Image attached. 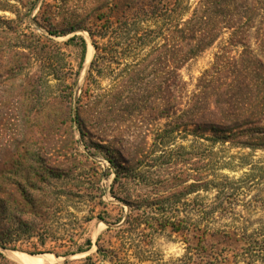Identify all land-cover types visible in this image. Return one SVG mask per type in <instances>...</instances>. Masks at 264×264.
Here are the masks:
<instances>
[{"label":"rangeland","instance_id":"obj_1","mask_svg":"<svg viewBox=\"0 0 264 264\" xmlns=\"http://www.w3.org/2000/svg\"><path fill=\"white\" fill-rule=\"evenodd\" d=\"M0 238L264 264V0H0Z\"/></svg>","mask_w":264,"mask_h":264},{"label":"bare ground","instance_id":"obj_2","mask_svg":"<svg viewBox=\"0 0 264 264\" xmlns=\"http://www.w3.org/2000/svg\"><path fill=\"white\" fill-rule=\"evenodd\" d=\"M91 52H92V49L90 48L88 51L87 61L91 58ZM12 253H13V256L18 261H20L22 264H55L61 260V258L56 257L54 254L30 255V254H26V253L19 252V251L12 252Z\"/></svg>","mask_w":264,"mask_h":264},{"label":"trees","instance_id":"obj_3","mask_svg":"<svg viewBox=\"0 0 264 264\" xmlns=\"http://www.w3.org/2000/svg\"><path fill=\"white\" fill-rule=\"evenodd\" d=\"M215 235L216 234H212V236H215ZM222 235L225 236L226 234L224 232H222ZM8 243L9 242L6 241V239L0 238V247L7 248ZM88 243L90 244V240H88ZM83 251L84 250L82 248H79L75 252H70L69 254H75L76 252H83ZM97 253L101 254L103 256V258L105 259V258L109 257V254H113V257L117 256L118 251L116 249L102 248L100 246V244H99L98 245V249H97ZM216 253H218V252L217 251H212V253H208V257L216 256ZM66 255H68V254H64V256H66ZM0 256H2L1 252H0ZM225 260H227V259L225 258ZM65 264H71V263L70 262H66ZM80 264H95V262H94V259H93L92 256H87L86 258H84V260ZM121 264H125V263H121ZM208 264H211V261H208Z\"/></svg>","mask_w":264,"mask_h":264}]
</instances>
